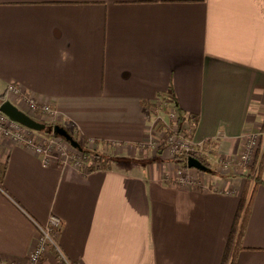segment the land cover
<instances>
[{"label":"crops","instance_id":"crops-1","mask_svg":"<svg viewBox=\"0 0 264 264\" xmlns=\"http://www.w3.org/2000/svg\"><path fill=\"white\" fill-rule=\"evenodd\" d=\"M9 83L120 154L86 171L0 134V258L25 262L55 215L71 264H220L241 170L195 168L199 182L179 184L140 145L163 103L195 117L192 142L214 139L213 158L248 132L264 148V0H0V96ZM260 178L235 264H264V163ZM39 264L61 262L50 248Z\"/></svg>","mask_w":264,"mask_h":264},{"label":"built area","instance_id":"built-area-1","mask_svg":"<svg viewBox=\"0 0 264 264\" xmlns=\"http://www.w3.org/2000/svg\"><path fill=\"white\" fill-rule=\"evenodd\" d=\"M11 99H15L17 102H19L23 107L22 111L31 116L33 119H36L38 116H43L50 121H56V111L50 104L38 103V101H36L33 97L23 94L19 86L15 85L14 83H9L2 94V101L8 100L11 102ZM162 105L164 106L162 103L160 107L149 109L148 112H152L153 114L156 113V117L151 121V132L149 138L142 144H149L152 147H158L161 144H165L167 149H169L168 152H170V157H174L175 154L182 153L184 151H197L200 153H205V151L202 150V144L196 146L192 142V134L195 123L184 120L181 127L176 126V124L170 126L169 123L162 121L157 115L159 110L163 108ZM177 116L178 113L176 110L169 109L168 119L170 122L176 121ZM158 120L165 124L166 130L163 129L161 136L156 138L154 137V128H157ZM0 134L14 142H18L31 148L34 152L42 156V159L45 163H47L48 159L50 158H54L63 163H70L71 161L65 157L63 153H58L53 149V139L39 137L35 134L34 130L29 129L22 124L10 119L1 111ZM261 138L262 134L260 131L246 133L244 136L243 145L237 155L227 159L223 157H218L216 159L214 158V164L219 165V167H217L221 170H228L230 167H235L239 168L241 173L245 172L247 167L254 161L257 152L260 151ZM211 158L212 157H210V160ZM71 164L79 166L80 168H83L87 171L83 164H79L76 161L75 163ZM167 176L179 184L194 185L195 183L199 182L198 176L196 174L188 172V170L184 171L179 167L174 169L172 172H167ZM61 225L62 223L59 217L50 215L48 222L45 225H37L39 232L37 242L25 262H20L15 259L0 258V264H39L44 253L50 248L56 250L61 264H71L60 253L56 245V236L61 228Z\"/></svg>","mask_w":264,"mask_h":264},{"label":"trees","instance_id":"trees-1","mask_svg":"<svg viewBox=\"0 0 264 264\" xmlns=\"http://www.w3.org/2000/svg\"><path fill=\"white\" fill-rule=\"evenodd\" d=\"M168 99L175 105L174 98L168 97ZM0 101H2V95L0 96ZM144 107L145 109H149L150 104H145ZM176 111L178 113L177 119L174 122H169L170 126L176 124V126L181 127L184 120L192 121L195 123L194 116H185L181 114L179 109H176ZM43 123L45 124L44 129L34 131L43 133L48 136L60 138L63 137L54 132V128L57 126L59 129L65 131L66 134L70 136L72 142L76 143V146L72 147H74L80 153V158L86 161L83 166L87 169V171H95L100 169L106 170L109 169L111 163L114 162V159L111 156H108L106 153H103L97 149H91L88 145V139L83 137L70 122L62 121L59 123H55L49 121ZM157 125L159 128L166 130L165 124L162 121L158 120ZM101 144L110 146L111 143L103 142ZM202 150L205 151V153H200L197 151H184L182 153H177L172 158V161L181 167L191 168L188 166L187 160L189 157H193L200 161V163L203 165V169L198 170L206 173H215V165H213L210 160V157L214 156L216 153L214 140H205L202 143ZM263 163L264 148L257 152L254 161L247 167L246 171L243 173L244 183L238 198L236 212L230 226L228 238L222 253L220 264H235V259L239 249L244 248L241 244L242 233L251 204L253 191L255 189V186L261 181L260 174ZM6 165V162L0 164V187L3 183Z\"/></svg>","mask_w":264,"mask_h":264},{"label":"rangeland","instance_id":"rangeland-1","mask_svg":"<svg viewBox=\"0 0 264 264\" xmlns=\"http://www.w3.org/2000/svg\"><path fill=\"white\" fill-rule=\"evenodd\" d=\"M164 112H165V110H163V108H162V111L158 112L157 115L160 117V119L162 121L165 122V120H167L168 117H166L167 112L166 113H164ZM155 114L156 113L151 115L150 120H153L156 117ZM36 119L39 121H43V122H49L50 121L49 119L44 118L43 116H38V117H36ZM50 122L59 123L56 121H50ZM162 131H163V129L159 128L158 126H157V128H154V137L159 138V136H161V134H162ZM35 134L38 135L39 137H42V138L53 139V141H54L53 149L58 153H60V152L63 153L65 157H67L68 159L71 160L70 163H75V161L78 162L79 164H83V165H84V163H86V161H84L80 158V153L74 147H72V145L67 140H65L64 138L48 136V135H45V134L37 132V131H35ZM140 147H143V149H146L148 154L149 153L150 154L151 153H157L162 158H166L168 161H172L173 156L170 157V152H168L169 149H167V146L165 144L164 145L161 144L158 147H156V146L152 147L149 144H141ZM91 149H94V150L97 149L103 153H106L108 156L119 157L118 155L120 154V153H118L119 148L113 147L112 145H110V146L101 145L99 147L92 146ZM215 159L213 157L211 158V160H212L211 162L213 165H215L214 164ZM175 165L176 166H174V167L173 166L172 167L168 166V167H169V169H172V170L177 169L179 167V168H182L184 171L188 170V172H191V173H194V171H196L195 168H192V167L191 168H184V167L179 166L178 164H175ZM215 166L219 167V165H215ZM192 169H193V171H192ZM222 171H227V170L223 169Z\"/></svg>","mask_w":264,"mask_h":264},{"label":"water","instance_id":"water-1","mask_svg":"<svg viewBox=\"0 0 264 264\" xmlns=\"http://www.w3.org/2000/svg\"><path fill=\"white\" fill-rule=\"evenodd\" d=\"M0 111L4 113L10 119L22 124L23 126L32 129V130H42L45 127L44 123H41L31 116L26 114L21 109L17 108L10 101L6 100L0 103ZM54 132L61 135L65 140H67L72 146H76V143L72 142L70 136L66 134L65 131L59 129L57 126L54 128ZM187 164L189 167L196 169H203V165L197 159L193 157H189L187 160Z\"/></svg>","mask_w":264,"mask_h":264}]
</instances>
